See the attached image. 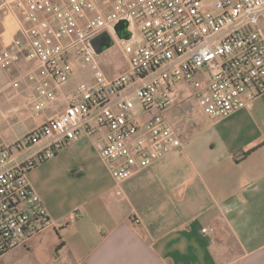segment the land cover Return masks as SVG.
Masks as SVG:
<instances>
[{
	"label": "built area",
	"instance_id": "1",
	"mask_svg": "<svg viewBox=\"0 0 264 264\" xmlns=\"http://www.w3.org/2000/svg\"><path fill=\"white\" fill-rule=\"evenodd\" d=\"M15 22L0 67L23 50L33 109L59 106L17 140L0 139V257L50 227L27 173L85 134L116 181L181 145L168 118L177 84L201 111L222 117L264 92V0H0ZM128 33L120 37L116 26ZM106 32L127 70L108 76L92 39ZM76 62L92 78L68 90ZM19 88L20 78L12 80Z\"/></svg>",
	"mask_w": 264,
	"mask_h": 264
},
{
	"label": "crops",
	"instance_id": "2",
	"mask_svg": "<svg viewBox=\"0 0 264 264\" xmlns=\"http://www.w3.org/2000/svg\"><path fill=\"white\" fill-rule=\"evenodd\" d=\"M15 34V22L0 12V47ZM19 55L0 67L4 142L59 109H33L24 73L35 60ZM76 83L73 73L65 90ZM174 104L168 118L181 145L123 181L85 134L32 167L27 177L50 227L0 264H264V92L222 117L182 112L181 131ZM43 243L47 260L37 255Z\"/></svg>",
	"mask_w": 264,
	"mask_h": 264
},
{
	"label": "rangeland",
	"instance_id": "3",
	"mask_svg": "<svg viewBox=\"0 0 264 264\" xmlns=\"http://www.w3.org/2000/svg\"><path fill=\"white\" fill-rule=\"evenodd\" d=\"M261 25L264 29V21H262ZM97 59L108 76L127 70V62L123 58L116 42H113L111 45L104 48L102 52L98 53ZM74 73L78 82L89 81L92 78L89 68L81 62H76ZM67 83L62 86L63 90H65ZM177 90L178 91L174 93L173 102L175 104L173 107L175 112L178 114L176 126L178 127V131H181L183 123L186 120V117H181L182 112H188L191 116L202 115L203 112L197 105L196 101L191 97L189 90L184 84H177ZM48 160L49 159L42 160L41 163ZM50 251L49 243H43L37 251L38 258L41 260L49 259ZM7 257L8 255H5L1 258V260H6Z\"/></svg>",
	"mask_w": 264,
	"mask_h": 264
},
{
	"label": "water",
	"instance_id": "4",
	"mask_svg": "<svg viewBox=\"0 0 264 264\" xmlns=\"http://www.w3.org/2000/svg\"><path fill=\"white\" fill-rule=\"evenodd\" d=\"M126 24H119V25H117L116 26V32H117V34L121 37V32H120V27L122 26V27H124ZM102 35H106L107 36V40L105 41V42H99V37L100 36H102ZM122 37H125V36H122ZM113 43V40H110V37H109V35L106 33V32H103V33H101V34H99L98 36H96V37H94L93 39H92V45H93V47H94V49H95V51H96V53H100V52H102V50H104V48H106L107 46H109V45H111Z\"/></svg>",
	"mask_w": 264,
	"mask_h": 264
},
{
	"label": "flooded vegetation",
	"instance_id": "5",
	"mask_svg": "<svg viewBox=\"0 0 264 264\" xmlns=\"http://www.w3.org/2000/svg\"><path fill=\"white\" fill-rule=\"evenodd\" d=\"M122 28H123L122 26L119 28L120 31L122 30ZM98 40H99V42H102V41L105 42L107 40V36L106 35H102V36L99 37ZM110 40H112V39L110 38Z\"/></svg>",
	"mask_w": 264,
	"mask_h": 264
},
{
	"label": "trees",
	"instance_id": "6",
	"mask_svg": "<svg viewBox=\"0 0 264 264\" xmlns=\"http://www.w3.org/2000/svg\"><path fill=\"white\" fill-rule=\"evenodd\" d=\"M121 32V36H127L128 35V33L126 32V30L124 29V28H122V30L120 31ZM60 245V244H59ZM58 245V246H59ZM57 249V248H56Z\"/></svg>",
	"mask_w": 264,
	"mask_h": 264
}]
</instances>
